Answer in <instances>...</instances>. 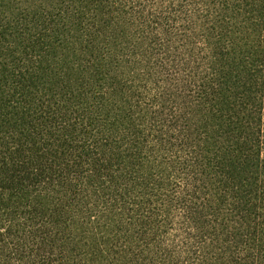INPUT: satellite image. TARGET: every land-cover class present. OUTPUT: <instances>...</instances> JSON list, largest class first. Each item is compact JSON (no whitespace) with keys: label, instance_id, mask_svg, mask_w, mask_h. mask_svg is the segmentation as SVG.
<instances>
[{"label":"trees","instance_id":"obj_1","mask_svg":"<svg viewBox=\"0 0 264 264\" xmlns=\"http://www.w3.org/2000/svg\"><path fill=\"white\" fill-rule=\"evenodd\" d=\"M0 264H264V0H0Z\"/></svg>","mask_w":264,"mask_h":264}]
</instances>
